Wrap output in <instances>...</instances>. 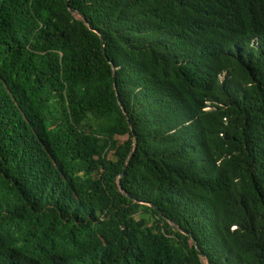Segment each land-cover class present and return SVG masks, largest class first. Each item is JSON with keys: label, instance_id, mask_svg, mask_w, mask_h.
I'll use <instances>...</instances> for the list:
<instances>
[{"label": "trees", "instance_id": "obj_1", "mask_svg": "<svg viewBox=\"0 0 264 264\" xmlns=\"http://www.w3.org/2000/svg\"><path fill=\"white\" fill-rule=\"evenodd\" d=\"M201 259L264 264V0H0V264Z\"/></svg>", "mask_w": 264, "mask_h": 264}, {"label": "water", "instance_id": "obj_2", "mask_svg": "<svg viewBox=\"0 0 264 264\" xmlns=\"http://www.w3.org/2000/svg\"><path fill=\"white\" fill-rule=\"evenodd\" d=\"M79 17H80L84 22H86L84 16L78 13V18H79ZM130 156H131V154L129 155V157H130ZM123 170H124V168H123ZM118 186H119L120 190H122L121 187H120V184H119V183H118ZM172 225H174L178 230L182 231L180 227L176 226V225L173 224V223H172ZM204 260H205V259H201L202 264H209L208 261L205 260L206 262H204Z\"/></svg>", "mask_w": 264, "mask_h": 264}, {"label": "rangeland", "instance_id": "obj_3", "mask_svg": "<svg viewBox=\"0 0 264 264\" xmlns=\"http://www.w3.org/2000/svg\"><path fill=\"white\" fill-rule=\"evenodd\" d=\"M118 139L123 140V139H125V137H118ZM204 262H206V261L204 260Z\"/></svg>", "mask_w": 264, "mask_h": 264}]
</instances>
